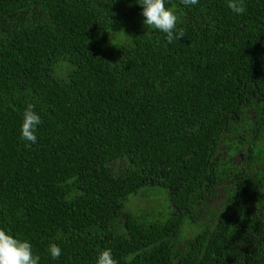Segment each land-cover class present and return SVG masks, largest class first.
Masks as SVG:
<instances>
[{
    "label": "trees",
    "instance_id": "16d2710c",
    "mask_svg": "<svg viewBox=\"0 0 264 264\" xmlns=\"http://www.w3.org/2000/svg\"><path fill=\"white\" fill-rule=\"evenodd\" d=\"M134 2L0 0V227L41 264L106 247L119 264H264V0H200L171 43Z\"/></svg>",
    "mask_w": 264,
    "mask_h": 264
},
{
    "label": "clouds",
    "instance_id": "9594fccd",
    "mask_svg": "<svg viewBox=\"0 0 264 264\" xmlns=\"http://www.w3.org/2000/svg\"><path fill=\"white\" fill-rule=\"evenodd\" d=\"M200 0H179L176 7L171 0H135V10L142 8L143 24L148 28L163 33L169 43L174 39H181L185 31L179 27L186 15L185 10L196 6ZM228 8L235 14H243L246 10L245 0H228ZM42 123L41 116L35 111L34 105L29 104L22 115L20 127L21 139L27 142L26 146L35 144L38 140V127ZM62 248L57 243H50L47 254L52 260H59ZM132 257H128L129 262ZM0 264H41V256L35 252L31 240L20 238L7 228L0 227ZM94 264H119L111 248L99 250Z\"/></svg>",
    "mask_w": 264,
    "mask_h": 264
},
{
    "label": "rangeland",
    "instance_id": "374dc122",
    "mask_svg": "<svg viewBox=\"0 0 264 264\" xmlns=\"http://www.w3.org/2000/svg\"><path fill=\"white\" fill-rule=\"evenodd\" d=\"M138 18V17H137ZM132 28V24H126L122 27L117 26L113 28L109 33V38L105 42V46L107 50H112L113 48L117 47V44L119 43L118 38L116 36L117 32L121 33L123 30H130ZM137 201H140V196H136ZM135 201L130 200L129 204H133Z\"/></svg>",
    "mask_w": 264,
    "mask_h": 264
}]
</instances>
